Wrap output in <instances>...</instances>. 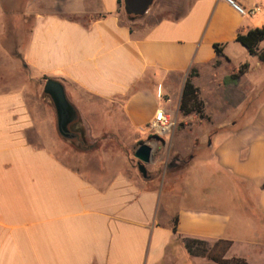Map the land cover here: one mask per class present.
<instances>
[{"label": "crops", "instance_id": "obj_1", "mask_svg": "<svg viewBox=\"0 0 264 264\" xmlns=\"http://www.w3.org/2000/svg\"><path fill=\"white\" fill-rule=\"evenodd\" d=\"M121 1L59 0L32 20L26 65L38 80L60 82L90 144L106 145L61 160L57 111L47 124L22 94L0 95V264H196L182 237L230 241L225 259L264 264V100L245 114L255 103L246 100L239 117L215 125L200 86L210 78L224 98L226 76L248 62L239 88L260 67L237 37L264 26V0H234L256 10L245 16L224 0H188L176 11L154 0L130 24ZM193 70L203 120L180 112ZM158 110L187 130L155 138L159 152L149 144L146 172L183 164L182 179L147 177L134 157ZM189 133L192 149L176 150Z\"/></svg>", "mask_w": 264, "mask_h": 264}, {"label": "rangeland", "instance_id": "obj_2", "mask_svg": "<svg viewBox=\"0 0 264 264\" xmlns=\"http://www.w3.org/2000/svg\"><path fill=\"white\" fill-rule=\"evenodd\" d=\"M187 1L188 0H167L166 2L168 3L169 9L176 11L184 7ZM58 2L59 0H0V95L13 93L22 94L32 113L34 114L36 109H40V113L47 124L50 108H53L55 111L56 108L51 97L45 94V82L43 80H38L26 65L24 61V50L29 41L32 20L36 12L46 8L52 9ZM122 18L128 24L133 22L126 15L125 11H123ZM79 19L84 21L87 20L83 18ZM238 58L242 59L244 56L242 57V54H240ZM236 61L237 57H234V64ZM255 84L260 85V89L256 90L251 87ZM200 86L204 95V100L206 101V112L213 117L215 125L226 123V121L230 120L233 116H240V107L242 105L240 104V107L237 106L234 108L232 106H230L232 108L227 107L225 102L226 99L225 97L222 98L221 95L222 90H219L210 78L203 79ZM238 89L246 96L244 102H246V100L251 103L255 102L254 104L245 105V114L253 113L254 109L257 108V98L259 97L261 101L264 100V65L260 64V67L252 66L250 78L245 80ZM177 129L184 131L187 130V127L183 123H178ZM144 135H146V133H144ZM192 136L193 135L190 133L186 134L185 138H182L180 135L177 136L175 141L176 150L184 153L189 152L193 146ZM57 139L58 147L55 149L56 156L65 161H75L74 157L76 153L81 152L95 153L96 155V153L100 152L101 148L106 145V142L102 141L103 139H99V143H97V141L95 143L91 141L93 144H90V141L87 139L89 145L94 148L84 150L77 142L64 138L59 132ZM161 139H165V137ZM105 141H111L109 142L110 146L116 144V141L114 142L113 139H107ZM146 142L156 147V151L158 152L163 147V144H157V141L153 137H148ZM138 144H136L135 147ZM96 148H99V150H96ZM68 154L72 155L73 158L71 159L68 157ZM136 161L138 162V160ZM186 171L187 165L181 164L174 171L167 170V166L164 169L162 167L160 170L156 171V173L147 169L145 175L151 177L156 174L161 178L163 174H166L167 178L175 177L182 179L186 175ZM194 258H196V264H215L207 258Z\"/></svg>", "mask_w": 264, "mask_h": 264}, {"label": "trees", "instance_id": "obj_3", "mask_svg": "<svg viewBox=\"0 0 264 264\" xmlns=\"http://www.w3.org/2000/svg\"><path fill=\"white\" fill-rule=\"evenodd\" d=\"M119 4L120 5L122 4L121 0H119ZM263 40H264V26L261 28H255L249 30L246 33H239L237 37V42L240 43L243 47H245L249 51L251 56H256L260 61V63L264 65V48L262 49L260 48V43ZM216 52L219 57L223 56L221 45H216ZM219 64L220 62L218 61L216 66ZM249 69H250V64L248 62H245L235 72H233L229 76H226L223 80V84L225 86L226 102H228V104L233 108L237 106L240 107V104H242L246 99L245 94L240 89H238V86L242 80V77L249 71ZM196 75L197 72L193 70L186 82L182 95L180 112L184 116L196 114L200 119L203 120V119H207V116L205 114V104L200 97L199 89L196 88L192 82V79ZM47 80L48 79L45 78V82ZM45 94L50 96L54 102L53 97L48 92H45ZM70 108L74 113V119L68 125V131L74 135V138H72L71 140L77 142L80 145V147L83 148L84 150L94 148L93 146L89 145L85 135V131L81 127L80 121L77 117L76 110L71 104H70ZM57 115H58V111H57ZM59 133L64 138L69 139L68 137H65L60 132V130ZM177 222L178 219H175L174 232H177ZM181 240L187 252L192 257L207 258L212 262H214L215 264H248L247 261L242 258H233L230 260L225 259L226 253L230 250L232 246V242L230 241L219 240L211 244L208 241L201 239H194V238L182 237Z\"/></svg>", "mask_w": 264, "mask_h": 264}, {"label": "water", "instance_id": "obj_4", "mask_svg": "<svg viewBox=\"0 0 264 264\" xmlns=\"http://www.w3.org/2000/svg\"><path fill=\"white\" fill-rule=\"evenodd\" d=\"M124 11L130 20L135 21L146 15L154 0H123ZM44 91L48 92L54 99L58 111V129L69 139L74 135L68 131V125L74 119V113L70 108V103L66 97L63 85L55 80H47L44 85ZM162 140L161 138H156ZM134 157L138 160L139 171L146 174V166L149 165L154 158L153 148L142 143L135 151Z\"/></svg>", "mask_w": 264, "mask_h": 264}, {"label": "built area", "instance_id": "obj_5", "mask_svg": "<svg viewBox=\"0 0 264 264\" xmlns=\"http://www.w3.org/2000/svg\"><path fill=\"white\" fill-rule=\"evenodd\" d=\"M228 2L234 9H236L241 15H252L256 10L247 11L234 0H224ZM161 97V94H160ZM177 122L166 114L164 110H158L153 120L148 124L146 130L149 136L154 138H164L171 135L177 127Z\"/></svg>", "mask_w": 264, "mask_h": 264}]
</instances>
